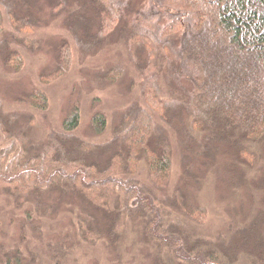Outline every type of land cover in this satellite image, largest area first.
<instances>
[{"label":"trees","instance_id":"16d2710c","mask_svg":"<svg viewBox=\"0 0 264 264\" xmlns=\"http://www.w3.org/2000/svg\"><path fill=\"white\" fill-rule=\"evenodd\" d=\"M130 1L63 0V9L47 1L50 18L65 12L63 26L83 53L124 37L143 78L141 103L130 102L111 126L96 111L80 135L76 102L61 130L38 142L30 129L35 113L48 110L46 93L24 95L30 113L5 112L0 100V201L21 214L17 241L25 248L0 246V264H35L30 248L40 245L49 264L99 246L116 258L130 233L150 264H264V0ZM2 8L19 32L45 23V8L0 0V37ZM71 57L60 44L57 68L43 84L68 71ZM0 60L9 71L24 68L6 42ZM123 75L115 66L96 76L112 85ZM161 81L173 97L168 103ZM175 151L179 179L171 188ZM220 174L228 203L211 233L199 194ZM62 214L67 232L56 236L54 250L43 227Z\"/></svg>","mask_w":264,"mask_h":264},{"label":"rangeland","instance_id":"374dc122","mask_svg":"<svg viewBox=\"0 0 264 264\" xmlns=\"http://www.w3.org/2000/svg\"><path fill=\"white\" fill-rule=\"evenodd\" d=\"M26 1L46 9L43 17L46 18L45 25L35 28L30 33L19 32L12 28L8 14L2 8L4 34L0 37V44L6 42L10 49L17 51L24 61V68L15 73L7 70L0 60V100L5 112L30 113L33 111L29 110L27 104H24V95L30 93L33 88H38L46 93L49 100L48 110L45 113H35L36 125L30 129V135L35 141L44 140L50 130L60 131L63 118L71 106L76 105V102L79 103L80 109V135L87 133V125L92 114L96 111L104 113L109 126H111L114 115L123 112L130 102L141 103L143 78L138 76L135 71L124 45V37L118 36V34L113 35L107 45L95 54L83 53L76 44L73 35L63 26L65 12L52 19L47 5L49 0ZM51 1L54 7L61 6V9L65 7L63 0ZM139 1L131 0L130 3L137 5ZM26 41L29 42L28 45L20 43ZM63 42H66L71 49L72 57L69 69L54 81L49 82V85H45L43 81H49V75L57 68L60 44ZM115 66L121 68L124 73L119 81L107 85L102 80H98L96 75H102ZM161 89L163 101L170 102L173 97L169 94L163 81H161ZM157 123L161 125L159 121ZM106 137L107 135H104L99 139L104 140ZM1 144L5 143L1 142ZM173 164L171 188L179 179L176 151ZM139 177L146 179L144 164L140 165ZM215 179V184H210L199 194L200 204L208 209L211 219L208 227L206 225L203 228H208L211 233L225 219L224 212L228 203V195L219 189L223 183V176L220 174ZM203 185H207V183ZM240 190L243 191V188ZM21 220V214L12 205L10 206L7 201H0V246L7 249L20 247L22 252L25 251L22 244L17 241L19 238L17 229ZM67 221L68 217L62 214L58 219L49 221L43 227L46 233L44 236L45 245H53L52 249H58L55 244L59 237L56 236L67 232L65 229ZM50 246L48 251L49 254H52ZM144 247L137 237L130 233L123 251L119 252L116 258L99 246L89 250L74 249L66 256H60L52 264H150V255ZM30 249L37 252L35 264H49L45 259L46 251L41 245ZM25 256L30 260L27 253Z\"/></svg>","mask_w":264,"mask_h":264}]
</instances>
